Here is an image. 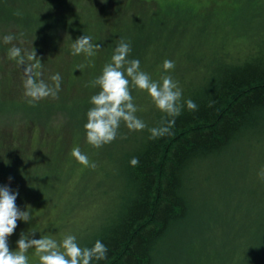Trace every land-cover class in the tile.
Returning <instances> with one entry per match:
<instances>
[{"label":"trees","instance_id":"obj_1","mask_svg":"<svg viewBox=\"0 0 264 264\" xmlns=\"http://www.w3.org/2000/svg\"><path fill=\"white\" fill-rule=\"evenodd\" d=\"M133 1L141 6L147 2ZM256 1L259 3L262 0ZM112 2L118 13L117 18H101L94 16L95 14L78 17V24L83 21L78 27L82 28L84 25L90 29L89 34L92 33L98 38L101 24L109 23L118 27L126 10L130 12L126 5L131 1L128 0L127 4H123L122 0ZM0 4V23L18 22L19 30L25 33L24 36H30L32 25L35 27L37 20L21 21L13 14L17 10L10 8L9 3L0 1ZM155 4L156 9L167 6V11L178 7L187 11V15L188 12H193L190 21L198 14L189 4L179 1L162 3L156 0ZM250 6L253 7L254 15L245 16V22L240 24L230 20L231 15L237 16L238 10L228 18L240 37L237 43H224L213 50L207 49L204 56L209 58L208 53L215 52L219 47L228 49L230 53L221 52L216 55L215 60L204 61L203 75L198 77L192 74L198 72L203 65L201 55L204 50L202 53L191 54L192 60L187 66L184 62L185 67L182 70L190 78L180 86L182 97L179 103L184 106L181 114L174 118L175 124L171 127L170 134L156 139L150 138L149 129L161 126L166 119H173L166 117L156 107L150 113L151 121L142 131L128 133L123 122L121 123L116 139L110 143L114 149L112 161L116 159L115 166H111L106 175L102 176H99V169L95 172L94 169L91 179L93 184L89 191L94 202L97 198L99 201L100 198H106L107 203L111 196L110 205L104 210L102 220L95 227L76 236L82 248L92 247L97 240L107 246V259L94 260L92 264H164L166 259L172 258L182 260V264H264V179L259 176L264 169V25L254 20L250 22L251 18H256V12L260 13L264 9V4L258 8L255 2V5ZM154 11L155 8H151L149 14ZM262 15L258 18L263 17ZM185 18L178 25L184 23ZM67 28L58 26L57 31L62 30L67 34ZM37 35L38 33L35 36ZM114 37L120 39L123 36L115 34ZM159 40L161 42L158 44ZM167 43L166 39L156 38L155 45L147 50L151 41H144L146 50L141 46V56L136 59L140 61V66L144 61L145 70L150 71L148 62L144 60V53L149 51L150 62L154 63L155 58L165 55V50H168ZM40 57L44 59L43 53ZM173 57L170 58L171 61ZM6 58L4 56L5 61ZM91 58L94 65L101 67V56L98 53ZM161 61L156 70L158 73L153 70L150 73L151 79L155 77L156 80L158 76L165 75V59ZM9 64L11 63L7 61L5 65L14 66L10 74L17 72L18 66L15 63ZM3 66L0 63V73H5V76L0 77V84L2 81L5 83L6 75L9 74L3 70ZM94 75L98 77L95 73ZM22 76L23 74L17 75ZM98 91L99 88L97 93ZM131 95L133 101L137 102L144 99L147 93L131 89ZM188 99L196 103L197 110L187 109L185 101ZM78 134H84V128ZM16 138L10 143L11 146H3L0 142V149L9 150L12 147L15 164L19 163L18 167L23 171L20 163L24 153L17 151L19 139ZM239 143H250L253 146L250 163L243 165L248 171H240L242 179L240 178L238 184L223 186L219 183L216 198L213 194L205 197V187L202 186L220 175L218 166L224 161L226 154L240 146ZM89 151L91 154L90 149ZM4 154L5 152L2 156ZM6 156H11V153L6 152ZM133 157L139 159L137 166L130 165ZM208 170L209 173L206 174ZM110 172L111 179L107 177ZM235 194L240 198H234ZM229 196L231 200L229 207H226L228 209L225 210L223 204V208L219 209L220 214L213 210L209 215L212 221L206 220L209 203L214 204L219 200L221 204V200L225 201ZM20 206L24 211V206ZM81 213L80 210L74 218L77 219ZM55 214H51L48 221H41L46 227L39 233L50 230L54 233V239L59 241L60 234L75 219L64 225L63 218L66 215L57 218ZM38 216L43 217L40 214ZM184 227L187 231L181 232ZM181 252L179 257L177 254Z\"/></svg>","mask_w":264,"mask_h":264},{"label":"rangeland","instance_id":"obj_2","mask_svg":"<svg viewBox=\"0 0 264 264\" xmlns=\"http://www.w3.org/2000/svg\"><path fill=\"white\" fill-rule=\"evenodd\" d=\"M0 1L9 3L10 8L17 10L13 14L17 15L21 21L26 19L28 21L30 19L37 20L35 27L32 25L33 23L31 24L32 33L30 36H24L25 33L19 30L20 23L18 22L0 23V63L4 65L3 70L9 73L6 75L5 83L2 81L0 84V142L3 146L5 144L11 146L10 143L15 141L14 137L17 136L16 139H19L17 151L24 153L20 163L22 171L18 167L19 163H16L17 166L15 164L12 147L9 150L7 148L0 149V187L6 186L12 192H18L15 201L16 206L22 211L20 205H23V210H28L31 213L29 222L17 221L16 229L8 238L10 251L16 250V239H20L22 233L29 235V238L32 239H39L43 236L55 238L54 233H51L50 230L39 233L46 227L45 223L41 221H48L53 213H56L57 218L66 215L63 218L64 225L75 219L60 234L58 237L60 241L64 235L78 236L95 227L102 220L104 210L110 205L111 196H109L107 203L106 198H100V201L97 198L94 202V197L92 198L89 191L90 185L93 184V181L91 182L94 174L93 170L95 169V172L96 169H99L101 172L99 176L106 175L107 170L115 164L116 159L112 161L114 149L111 148L110 143L95 148L87 143L85 130L81 136L78 132L81 128H84L87 122L86 114L92 107L90 98L97 94L98 87L91 86V82L97 78L94 73L98 76L102 73L104 65L111 61L114 49L121 39L131 46V52L127 57L129 60L141 56V46L146 50L144 41H151L148 50L155 45L156 38L166 39L168 50H165V55L158 59L155 58V62L152 63L148 56L149 51L145 52L144 56L148 60L146 58L144 60L148 62V70L150 71L145 70L144 65L146 64L144 61L140 66V70L146 72L149 76L152 70L158 73L156 70L160 65V61L163 59L171 60L170 58L174 56L175 67L165 72V75H170L180 87L184 84L183 82H187L190 78L182 68L185 67L184 62H186V66L187 63H190L192 55L195 54L194 52L198 54V52L205 51L201 55L202 67L198 72L192 74L197 75V77L203 75L204 61L215 60L216 55L221 52L230 53L228 49L219 47L215 52L208 53L209 58L204 56L207 54V49L213 50L216 46L224 43L233 45L234 42L237 43L240 39L235 32L236 28L229 23L228 19L235 10H238L237 16L231 15L230 20L233 23L241 24L247 20L245 16L252 17L254 15L253 7L250 4L255 5L256 2L258 8L264 4L263 0L259 3L256 0H159L162 3L179 1L183 4H189L192 9H196L198 12L194 17L195 19L190 21L189 18L193 16V12H190V14L188 12L187 15V11L178 7L167 11V6L156 9V0H146L147 2L142 4L143 6L133 0H130V4H127L128 0H122L123 4H127V9L130 12L126 10L118 27L109 23L101 24L99 26L100 39L92 33L89 34L90 29L84 25L79 28L78 25L83 21L78 24V17L95 14L94 16L101 18L115 19L118 17V13L115 11L112 0ZM151 8H155V11L149 14ZM197 15L200 16L197 18ZM256 15V18L249 19L250 22L254 20V22L257 21L259 24L263 23L264 25V9L260 13L256 12ZM260 15L263 17L258 18ZM184 18L186 21L178 25ZM248 21L247 23H249ZM88 25L89 23H87ZM58 26L68 27V33L64 34L62 30L57 31ZM49 30L55 32L50 33ZM47 31L49 32L47 33ZM37 33L39 36H35ZM115 34H121L123 37L116 39ZM6 35L14 37L11 43H4L3 37ZM82 35L91 36L93 45H100L96 53L101 56V60H99L102 64L101 67L94 65L91 57H86L84 54L78 56L71 54L72 43ZM160 42L161 40L158 41V44ZM12 47L20 48L21 55L25 58L27 54L35 51L36 58L42 64L39 69L41 75L38 79H43L51 85L50 77L56 73L60 74L61 83L57 98L48 97L34 104L28 103L22 85L24 75L17 77L18 74H23L24 66H20L16 60L8 58L9 50L7 49ZM41 53H43L44 59H41ZM4 56L7 57L6 61ZM7 61L18 66V70L14 68L17 72L10 74L14 66L11 64H9L11 66L5 65ZM26 63H34V61L30 62L26 59ZM81 64L85 67L78 70V65ZM2 76H5V73H0V77ZM161 77L158 76L156 80L154 77L152 80L159 81ZM145 96L144 99L133 102L138 108L136 116L143 120L145 124H148L151 121L150 113L155 106L148 94ZM19 128L21 129L18 130ZM126 131L132 134L138 132L129 131L127 128ZM239 144L240 148L237 147L226 154L224 161L218 166L217 171L220 174L217 177L218 179H211L202 186L205 187V197L213 194L216 198L215 194L219 189V183L223 186H230L231 183L238 184L242 179L240 171H248V168H244L243 165L250 163L253 146L250 143ZM74 147H79L81 153L85 154L88 159L90 157V165L94 164L95 167L84 166L76 161L70 155ZM4 152L5 154L2 156ZM6 152L11 153V156L7 157ZM96 160L100 163H97ZM208 173L209 170L206 174ZM107 177L111 179V172ZM106 186L107 182L104 184V187ZM234 198L240 197L235 194ZM230 200L231 196L225 201L221 200L223 202L221 204H219V200H217L218 203H209V209L206 210V220L212 221L209 215L213 213V210L220 214L219 209L223 208L221 207L223 204H225L224 208L227 210L226 207H229ZM80 210L82 213L79 214L77 219L74 218ZM38 214L43 215V217H39ZM194 217L195 214L193 219ZM193 219L192 223H194ZM185 226L187 227V223ZM186 227L180 231H187L188 227ZM63 228L64 226L61 229ZM171 238L170 241L173 243ZM167 241L170 244V241ZM181 254L182 252L177 255L181 257ZM26 255L28 264H39L34 249H29ZM181 261L177 258L165 260L168 264H182ZM165 262L164 264H166Z\"/></svg>","mask_w":264,"mask_h":264},{"label":"clouds","instance_id":"obj_3","mask_svg":"<svg viewBox=\"0 0 264 264\" xmlns=\"http://www.w3.org/2000/svg\"><path fill=\"white\" fill-rule=\"evenodd\" d=\"M4 43L8 44L14 39L11 35L3 37ZM92 37L82 35L71 45V54L78 56L84 54L92 57L100 48L99 44L93 45ZM131 52L128 42L121 39L114 49L111 61L102 69V73L91 82L92 87H98L97 94L91 96L88 110L87 122L84 125L86 141L95 148L114 141L118 134L121 123L129 131H142L147 125L136 116L138 108L133 102L131 89L143 91L148 94L154 106L164 113L166 119L161 126L149 129L150 138L156 139L170 134L171 127L175 124V117H178L184 105L179 101L182 97V89L170 75H163L159 81L151 79L149 74L140 70V61L127 57ZM8 58L14 59L21 66H24L23 87L24 95L28 98L29 104L51 97L57 98L60 90L61 76L56 73L50 77L52 84L38 79L41 75L39 69L41 62L36 58L35 51L25 56L21 55V49L12 47L8 51ZM34 61V63H26ZM85 65H78V70ZM175 67L171 60L163 62V70L168 72ZM188 110L195 111L198 106L194 101H185ZM70 155L84 166L90 165L89 159L82 154L79 147H74ZM139 159L133 157L130 160L131 166H137ZM264 179V169L259 173ZM18 192H12L8 187H0V264H28L26 253L29 249L35 250L39 264H92V261L107 259V246L97 240L92 247H80L77 237L72 234L64 235L57 241L50 236H43L39 239L29 238V235L21 234L17 241L15 251H10L8 238L17 227V221L29 222L31 213L28 210L21 211L16 206Z\"/></svg>","mask_w":264,"mask_h":264}]
</instances>
